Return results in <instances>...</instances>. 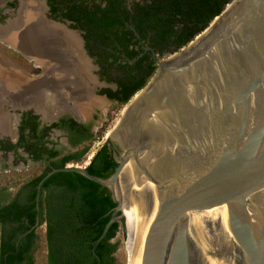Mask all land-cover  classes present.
<instances>
[{
    "label": "water",
    "instance_id": "95a60500",
    "mask_svg": "<svg viewBox=\"0 0 264 264\" xmlns=\"http://www.w3.org/2000/svg\"><path fill=\"white\" fill-rule=\"evenodd\" d=\"M41 20L74 35L78 54L89 62L79 30ZM155 61V73L125 105L115 136H108L121 148L112 175L100 178L71 164L44 179L76 171L110 191L116 206L96 246L124 218L120 173L130 163L155 203L138 264H264V0H233L185 47ZM168 77L162 110H147L144 98ZM160 113L169 120L165 148L144 128L146 122L161 126ZM179 159L188 163L178 175L156 170Z\"/></svg>",
    "mask_w": 264,
    "mask_h": 264
},
{
    "label": "trees",
    "instance_id": "16d2710c",
    "mask_svg": "<svg viewBox=\"0 0 264 264\" xmlns=\"http://www.w3.org/2000/svg\"><path fill=\"white\" fill-rule=\"evenodd\" d=\"M232 1L47 0V4L51 19L68 21L71 28L82 32L85 50L97 59L103 79L117 83L115 90L105 88L101 93L112 98L113 107L120 109L155 73V56L165 57L185 47ZM9 5L14 7L15 2ZM25 117L19 146L33 160L41 161L45 156L47 160L36 170L18 173L17 179H0V264H36L37 230L42 225L46 264H116L118 244L113 239L124 225L123 218L115 220L95 246L116 206L110 191L76 171H58L44 179L52 169L64 168L87 156L92 137L85 136L84 129L89 125L72 118L64 119L62 125L54 124L82 131L76 139L71 137L74 148L80 149L58 158L59 151L45 146L51 127L40 131L39 122L27 123L28 115ZM103 134L104 130L97 137ZM84 139H90L89 144L83 146ZM16 147L5 143L1 149ZM116 166L111 141L107 139L86 169L106 179Z\"/></svg>",
    "mask_w": 264,
    "mask_h": 264
},
{
    "label": "flooded vegetation",
    "instance_id": "af4514ba",
    "mask_svg": "<svg viewBox=\"0 0 264 264\" xmlns=\"http://www.w3.org/2000/svg\"><path fill=\"white\" fill-rule=\"evenodd\" d=\"M36 1L40 4L39 8L30 7V0H0V16L3 17V20H0V31L7 33L9 31L11 35V39H9L0 34V170H3L7 164L11 168L21 166L24 170H36L47 160L45 156L43 160L35 161L24 147L19 146L21 138L20 127L24 118H26L25 116L28 115L27 123L39 122L38 128L40 131L45 127H51L45 137V146L49 150L55 149L59 151L60 155L58 158H62L68 153L80 149L74 148L71 137L76 139L77 135L80 136L82 131H75L70 128L65 129L59 126L54 127V124L62 125L64 119L72 118L79 124L89 125V128L84 129V132L85 136L91 134L92 139L91 142L90 139H84L83 146L90 142L92 147L94 138H97L96 134L102 126L97 111L99 109V100L108 102L110 106L115 104L112 98L101 92L105 88L115 90L117 83L103 79L100 74V66L95 57L88 55L89 62L86 61L88 66L86 83L83 82L82 84V78L73 74L71 76L64 71L69 63L67 51L64 48L66 45L62 43L63 39L60 35L58 36L61 39H55V37H58L55 35V31L41 20L43 16L50 18L47 0ZM13 2H15L14 7L9 5ZM21 10H23L22 22L18 26L15 24V27L10 29L8 24L10 21L19 18ZM24 11H26L25 14ZM32 19L37 30L41 29L40 26L43 25L44 30H46L45 34L50 33L52 37L50 35L48 42L44 40L35 44L38 49L36 54H26L27 51L25 52L18 46V41L15 42L14 34L16 32L24 34L28 32L27 29L31 31L30 28L25 26V20L28 23ZM28 36L27 34L26 39L29 40ZM50 42L53 44L57 43L59 49ZM89 68L92 69L89 70ZM36 85L38 87L34 88ZM68 92L71 100L68 99ZM66 99L67 103H65ZM36 101L38 102L36 103ZM75 114L79 115V118H76ZM64 124L68 126L69 123L65 121ZM25 133L28 134L29 130L26 129ZM110 141L113 156L116 160L121 153V148L113 140ZM5 143L17 145V147L11 150L1 149ZM89 162L87 156H85L81 161H73L68 165L85 164L81 167L86 168Z\"/></svg>",
    "mask_w": 264,
    "mask_h": 264
},
{
    "label": "bare ground",
    "instance_id": "6f19581e",
    "mask_svg": "<svg viewBox=\"0 0 264 264\" xmlns=\"http://www.w3.org/2000/svg\"><path fill=\"white\" fill-rule=\"evenodd\" d=\"M39 7L40 5H38V8ZM21 22L22 21L18 22L17 26ZM33 23H34L33 19L29 20L28 23H26V20H25V26L30 28L32 33L29 29H27L28 32L24 34L19 33V32H16V34H14L15 42L18 41V46L22 48L24 51L31 52V53L38 50L35 44H38L44 40L48 42V40H50V35H51L50 33L45 34V32L42 30H40L41 32H38L37 34L36 27ZM49 26L52 29V26L51 25ZM9 28L11 27L9 26ZM54 29L55 28H53V30ZM58 32H60V37H62L63 39L62 43L66 45V47L64 48H66L67 57L69 60L68 67L65 68L64 71H66V73L68 72L71 76L73 75L79 76L80 78H82L81 79L82 84L83 82L86 83V77L88 74L87 73L88 66L85 60H83L80 54H78L77 52L78 42H77L76 37L72 34L66 33L65 31H63L62 28L61 30H58ZM58 32L55 31V35H58ZM0 34L4 37L6 36L5 38L11 39V35L9 34V31L7 33L1 30ZM27 34L29 35L28 36L29 40H31L32 42L34 41V45L31 44L28 41V39H26ZM60 37L58 36V38ZM188 79H189V75H186L185 78H182L181 81L184 82V81H187ZM171 80L172 79L170 77H168L167 79L165 78L163 82L161 81L158 83L159 86L151 95H147L144 98V105L147 110L153 107H157L159 111L162 110L163 106H160V105H161V99L164 93L163 86L166 85ZM181 86H183L182 83L180 84V87ZM189 99L191 98L189 97ZM171 104L173 105V107H178V109L180 108V105H181L179 103L175 105V102ZM160 114L161 115H159L157 118L158 120L157 123L161 126H154V125H151V123L146 122L144 125V128L148 134L149 132L155 134L156 136L155 139L158 140V142L161 143L162 146H164L165 148L166 147L165 145L168 144L167 143L168 141L166 137L164 136L163 130H165L164 128L169 123V120H168L167 115H165V113H160ZM124 115H125V112L120 114V119H122ZM157 123H153V124H157ZM185 160L187 159L185 158ZM183 161L181 159H179L178 161H173V162L169 160L162 161L163 162L162 165L161 164L158 165V168H156V170L168 169V171H170L172 174L178 175L182 170H185V166H187L186 163H188V161L185 163ZM120 174H121L120 175V189H121V193L123 194V203L121 207V212L124 215L125 226L128 232L127 241L124 247L126 248V254H127L126 264H138L137 262L140 256L141 248H142L146 233L155 215V203L153 200L152 192L146 193L145 191L142 190L141 186L138 185L137 180H136L135 170L132 164L129 163ZM144 185L150 188L154 187V184H152L151 182H145Z\"/></svg>",
    "mask_w": 264,
    "mask_h": 264
},
{
    "label": "rangeland",
    "instance_id": "374dc122",
    "mask_svg": "<svg viewBox=\"0 0 264 264\" xmlns=\"http://www.w3.org/2000/svg\"><path fill=\"white\" fill-rule=\"evenodd\" d=\"M40 26V25H39ZM41 29L39 31L36 29V33L41 32L40 30H43L46 33V30H44V26H40ZM166 57V56H165ZM70 93L68 92V95ZM99 109L98 114H99V120L101 121V129L98 131L96 134L97 136L101 133V131L104 130L103 134V140L106 141L109 139V136L114 137L115 136V128L117 127L116 124L120 118V114L123 113L124 108H115L113 106H110L108 102H105L103 100H99L98 102ZM98 138V137H97ZM94 138V141H97L98 139ZM99 140H101L99 138ZM102 142V141H100ZM97 148V147H96ZM7 164V163H6ZM85 164H79V166H84ZM26 168V167H24ZM29 170H24L22 169L21 166H14V168H11L8 164L4 166L3 170H0V179L3 178V180H9L15 178L17 179L18 173H26ZM124 219V225L119 229L116 237L113 239V242L118 244L117 251L115 252V257H116V264H126L127 263V254H126V248L125 243L127 241L128 237V232L127 228L125 226V218ZM38 242H37V248L34 252V257L36 264H46V240H45V226L42 225L38 228Z\"/></svg>",
    "mask_w": 264,
    "mask_h": 264
},
{
    "label": "crops",
    "instance_id": "0c3cea01",
    "mask_svg": "<svg viewBox=\"0 0 264 264\" xmlns=\"http://www.w3.org/2000/svg\"><path fill=\"white\" fill-rule=\"evenodd\" d=\"M38 5H40L36 0H30V4H29V6L30 7H32V8H36V7H38ZM25 7H27L26 5H25ZM26 13V11H24V14ZM23 15V11H20V14H19V18H18V21H17V24H18V22H20V21H22V16ZM16 24V25H17ZM15 25V24H14ZM10 26L11 28L10 29H12V28H14L15 26ZM53 28H55V27H53L52 26V30H53ZM58 30H61V28L60 27H58V28H55L53 31H56V32H58ZM58 35H60V32H58ZM57 35V36H58ZM31 44H34L31 40H28ZM37 51V50H36ZM36 51H34V52H32V53H35L36 54ZM26 52V51H25ZM26 54H31V52H27ZM35 87V86H34ZM38 86L36 85V87L35 88H37ZM50 98V97H49ZM51 100H52V98H51ZM38 101H36V103H37Z\"/></svg>",
    "mask_w": 264,
    "mask_h": 264
},
{
    "label": "built area",
    "instance_id": "2783aa9c",
    "mask_svg": "<svg viewBox=\"0 0 264 264\" xmlns=\"http://www.w3.org/2000/svg\"><path fill=\"white\" fill-rule=\"evenodd\" d=\"M97 139H98L97 141H94V142H93V145H92L90 151H89L88 154H87V160H88V161L91 160L92 156H93L94 153L97 151V149L101 147L102 143H104L103 137L100 138L101 140H99V138H97ZM100 141H102V142H100ZM96 147H97V148H96Z\"/></svg>",
    "mask_w": 264,
    "mask_h": 264
}]
</instances>
